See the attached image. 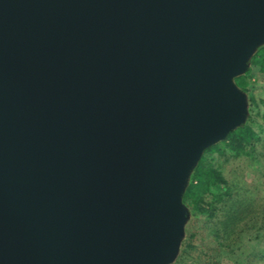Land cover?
I'll list each match as a JSON object with an SVG mask.
<instances>
[{
	"label": "water",
	"instance_id": "obj_1",
	"mask_svg": "<svg viewBox=\"0 0 264 264\" xmlns=\"http://www.w3.org/2000/svg\"><path fill=\"white\" fill-rule=\"evenodd\" d=\"M263 44L264 0H0V264H171Z\"/></svg>",
	"mask_w": 264,
	"mask_h": 264
},
{
	"label": "trees",
	"instance_id": "obj_2",
	"mask_svg": "<svg viewBox=\"0 0 264 264\" xmlns=\"http://www.w3.org/2000/svg\"><path fill=\"white\" fill-rule=\"evenodd\" d=\"M254 73L264 75V44L251 56L247 69L234 79L236 86L249 96L245 121L223 141L204 151L189 175L182 196L186 216L208 220L215 240H220L211 264L264 262V213L254 214L256 191L238 171L227 173L219 164L223 159L230 162L243 157L260 158L264 153V121L259 132L254 127L257 115L264 120V101L251 92ZM182 253L185 254V248Z\"/></svg>",
	"mask_w": 264,
	"mask_h": 264
},
{
	"label": "rangeland",
	"instance_id": "obj_3",
	"mask_svg": "<svg viewBox=\"0 0 264 264\" xmlns=\"http://www.w3.org/2000/svg\"><path fill=\"white\" fill-rule=\"evenodd\" d=\"M254 74L255 80L251 84V92L258 100L264 101V75ZM245 94L248 100L249 96L247 93ZM260 109H263L262 104L260 105ZM263 121L262 117L257 115L254 125L257 132L260 131L259 125H263ZM260 160L262 162L258 164ZM219 164L225 168L227 173L236 170L242 174L243 180L256 191L257 201L255 203L254 214L264 213V153L260 158L250 159L249 157H243L230 162H224L223 159L220 160ZM183 227V237L178 249L179 252L171 264L177 263L181 256L183 257L179 261V264H211L214 256L218 253L217 248L219 247L218 242L220 240L218 242L215 240L208 220L199 221V218L187 217ZM184 248L185 254L182 253ZM261 264H264V262Z\"/></svg>",
	"mask_w": 264,
	"mask_h": 264
}]
</instances>
